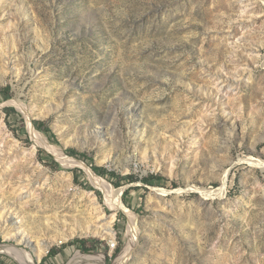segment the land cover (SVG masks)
Masks as SVG:
<instances>
[{
	"label": "rangeland",
	"instance_id": "rangeland-1",
	"mask_svg": "<svg viewBox=\"0 0 264 264\" xmlns=\"http://www.w3.org/2000/svg\"><path fill=\"white\" fill-rule=\"evenodd\" d=\"M2 204L37 264H264V0H0Z\"/></svg>",
	"mask_w": 264,
	"mask_h": 264
},
{
	"label": "bare ground",
	"instance_id": "bare-ground-1",
	"mask_svg": "<svg viewBox=\"0 0 264 264\" xmlns=\"http://www.w3.org/2000/svg\"><path fill=\"white\" fill-rule=\"evenodd\" d=\"M243 61H245V63L250 66L249 60L247 58L243 59ZM234 85H235V83L233 81H231L230 79H228V78H225V79L221 78V81L219 83L220 89L224 90V91L227 90V89H230ZM14 103L17 104L18 108L22 112H26V107L22 106L20 102H14ZM30 131H31V134H32L33 138L37 142H39L42 145H46L47 146L45 138L43 136H41L38 132H36L33 129L32 126L30 127ZM147 146L148 145H146L145 147H147ZM54 153L57 154L58 159L66 166H73V165L83 166L89 172V176H90L92 182L94 183V185L98 189H100V190H102L104 192V194L106 196V202L111 207H114L116 209H122L123 208V206L120 203L121 190H115L106 181L102 180L101 178H98L90 169L85 167V165L81 164L80 162L64 158L63 155L61 154V152H59V151L54 152ZM225 190H226V179L223 181L222 187L220 189H218L217 191L206 192V193H203V194H204L205 198H209V197L212 198L216 194L217 195L218 194L224 195L225 194ZM215 197H218V196H215ZM6 209H7V206L5 204L4 205L3 204L0 205V229L3 230V231H6L8 229V227L11 226L12 223H15V222H12L13 211L9 208V212L7 213V212H5ZM111 218L112 217H110V219ZM102 219L104 220V217ZM133 219L134 218H132L131 220L133 221ZM101 226H103V225H101ZM99 227L100 226H98V229L95 232V234L98 235V236L104 237V236L109 235V234L112 233L111 227H109V226L107 228H105V229L103 227H101L103 229H101ZM15 231H16V234L15 233L12 234L13 238L14 239H18V237H19V232H18L19 228H16ZM77 233H78V230L75 229V228H73L67 235L64 234V233H62V234L60 233L59 236L55 239V241H53L51 244L56 242V240H57V242L68 240L69 237H73ZM134 236H136V235L135 234L133 235V239H134ZM23 239L24 238L22 236L21 240H19L18 242L19 243L22 242ZM50 245L48 243H46L43 238L42 239H37L36 255H37L38 259H41L43 256L46 255L47 250H48ZM134 246H135L134 243H132V241H131L130 244L128 245V249H127L129 251L125 253L124 259H122V261L119 264H127L128 263V261L131 258V255H132V253L134 251ZM0 252H3V253L11 255L12 257H14L16 259V261L20 262V264H37V263H35L36 260L35 261L33 260V257L31 256L30 253H28L27 251H23V250L21 251L18 248H16L15 246L14 247H7V246L1 247L0 248ZM72 264H100V262L95 257L90 256V257H85V258L82 257V259L80 257V259L74 260V263H72Z\"/></svg>",
	"mask_w": 264,
	"mask_h": 264
},
{
	"label": "trees",
	"instance_id": "trees-1",
	"mask_svg": "<svg viewBox=\"0 0 264 264\" xmlns=\"http://www.w3.org/2000/svg\"><path fill=\"white\" fill-rule=\"evenodd\" d=\"M106 172H107V171H106ZM105 174H107V173H105ZM125 179H128L129 181L135 180L134 177H132V176H126L125 178L122 179V181H124ZM153 179H155V177H154V176H150L149 178H147V179H142V180L145 181V182H150V181L153 180ZM126 194H128V193L126 192ZM81 244H82L83 246H85V243L81 242ZM84 252H85V253H86V252H89V250L85 249Z\"/></svg>",
	"mask_w": 264,
	"mask_h": 264
},
{
	"label": "built area",
	"instance_id": "built-area-1",
	"mask_svg": "<svg viewBox=\"0 0 264 264\" xmlns=\"http://www.w3.org/2000/svg\"><path fill=\"white\" fill-rule=\"evenodd\" d=\"M110 247H111V248H114V247H115V245L111 244V245H110Z\"/></svg>",
	"mask_w": 264,
	"mask_h": 264
}]
</instances>
